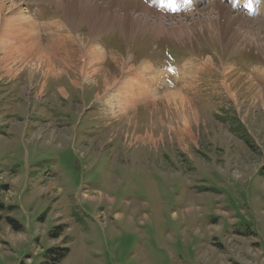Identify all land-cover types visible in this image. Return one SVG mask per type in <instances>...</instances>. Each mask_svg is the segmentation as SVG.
Returning a JSON list of instances; mask_svg holds the SVG:
<instances>
[{"label": "rangeland", "instance_id": "obj_1", "mask_svg": "<svg viewBox=\"0 0 264 264\" xmlns=\"http://www.w3.org/2000/svg\"><path fill=\"white\" fill-rule=\"evenodd\" d=\"M85 1L0 0V264H264V0Z\"/></svg>", "mask_w": 264, "mask_h": 264}, {"label": "bare ground", "instance_id": "obj_2", "mask_svg": "<svg viewBox=\"0 0 264 264\" xmlns=\"http://www.w3.org/2000/svg\"><path fill=\"white\" fill-rule=\"evenodd\" d=\"M83 4H89L90 2L89 1H85L83 0ZM61 4H63V0H60ZM112 3H109L108 4V8H118L120 5L121 6H124L128 11L129 13L133 12L135 14L138 15L141 14V15H145L147 14V10L145 9V7L141 4H139V2L137 0H111ZM100 3V2H99ZM60 5V4H59ZM92 5H94V3H92ZM87 6V5H86ZM85 6V7H86ZM97 6V5H96ZM69 7V6H68ZM67 7V8H68ZM90 8V7H89ZM87 8V9H89ZM215 8V12L217 14V19H222L224 20V23H222L221 25H219L220 27V32H223L224 34H228L230 32H232V27L236 24H240L241 23V20H240V17L239 16H236V15H232L229 11H227L226 9H224L222 6H217V5H213L212 8L208 9V13L210 12L209 10H213ZM96 10V9H95ZM106 10V9H105ZM72 12V11H71ZM83 12V10H82ZM94 12V11H93ZM99 12V11H98ZM67 13H68V10H67ZM66 13V20L68 19L69 20V14L67 15ZM83 14V13H82ZM95 14V13H94ZM78 15V14H77ZM87 15V13H86ZM85 15V16H86ZM104 15V13H103ZM114 15V14H113ZM128 15V14H127ZM91 16H92V13H91ZM99 16V15H98ZM87 17V16H86ZM125 17V16H124ZM81 19V17H79ZM89 18V16H88ZM97 19V18H95ZM108 19V18H107ZM91 21V20H90ZM102 21V20H101ZM129 21V20H128ZM134 22V21H133ZM249 22V21H248ZM87 23V22H86ZM85 23V24H86ZM102 23V22H101ZM246 23V22H245ZM91 24V23H90ZM95 23H93L94 25ZM100 24V23H99ZM97 24V25H99ZM206 24V28L210 29V24H208L207 22H205ZM110 25V24H109ZM247 25V24H246ZM91 26V25H90ZM96 26V25H95ZM238 26V25H237ZM240 26V25H239ZM105 27V26H104ZM108 27V26H107ZM112 27V26H111ZM121 26H119L120 28ZM243 27V26H242ZM125 28V27H124ZM184 28V27H183ZM240 28V27H239ZM244 28V27H243ZM110 29V27H109ZM131 29V28H130ZM94 30V29H93ZM102 30V29H101ZM238 31V30H237ZM240 31V30H239ZM244 33V32H243ZM247 33V32H245ZM248 34V33H247ZM230 36V35H229ZM234 37V35H233ZM225 39V37H224ZM27 47H30L29 50L26 49V53H24L23 55H25L26 58L30 59L31 61H34L35 63V66L36 67H41L43 68L46 73L50 74V75H55V64H53V61L49 58V55L43 51L42 49H39V48H33V46H30L28 45ZM95 50V54H92L89 55L86 53V60H85V63H87L89 65V67L93 64V63H96L97 64H100L101 63V60H102V57H104V53L101 51V50ZM89 53V52H88ZM50 54V53H49ZM28 56V57H27ZM103 61V60H102ZM33 63V62H32ZM91 72V71H90ZM93 72H97V70H93ZM92 73V72H91ZM92 75V74H91ZM108 75V74H107ZM106 76V75H105ZM101 78V76H100ZM248 82H251V80H247ZM103 82V81H102ZM249 84V83H248ZM106 87H109L108 85V79H105V85ZM251 86V85H250ZM169 95V94H168ZM172 98L175 99V95L171 94ZM171 96H169V98H171ZM172 98H171V102H172ZM165 99V98H164ZM174 101V100H173ZM175 101H177L175 99ZM179 101V100H178ZM181 101V104H184L185 106L189 104L187 102H185L184 99L180 100ZM187 107V106H186ZM182 108V107H181Z\"/></svg>", "mask_w": 264, "mask_h": 264}, {"label": "trees", "instance_id": "obj_3", "mask_svg": "<svg viewBox=\"0 0 264 264\" xmlns=\"http://www.w3.org/2000/svg\"><path fill=\"white\" fill-rule=\"evenodd\" d=\"M9 223L15 231L19 230V227L12 220H9ZM64 252V250L59 248H51L45 253L43 261L40 264H59Z\"/></svg>", "mask_w": 264, "mask_h": 264}, {"label": "crops", "instance_id": "obj_4", "mask_svg": "<svg viewBox=\"0 0 264 264\" xmlns=\"http://www.w3.org/2000/svg\"><path fill=\"white\" fill-rule=\"evenodd\" d=\"M103 52V51H102ZM104 53V52H103Z\"/></svg>", "mask_w": 264, "mask_h": 264}]
</instances>
